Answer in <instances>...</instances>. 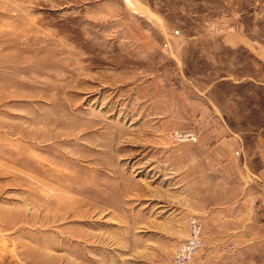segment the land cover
Wrapping results in <instances>:
<instances>
[{
    "label": "rangeland",
    "instance_id": "obj_1",
    "mask_svg": "<svg viewBox=\"0 0 264 264\" xmlns=\"http://www.w3.org/2000/svg\"><path fill=\"white\" fill-rule=\"evenodd\" d=\"M264 264V0H0V264Z\"/></svg>",
    "mask_w": 264,
    "mask_h": 264
},
{
    "label": "built area",
    "instance_id": "obj_2",
    "mask_svg": "<svg viewBox=\"0 0 264 264\" xmlns=\"http://www.w3.org/2000/svg\"><path fill=\"white\" fill-rule=\"evenodd\" d=\"M203 226L195 218L190 222V237L178 249L174 264H190L193 255L203 246Z\"/></svg>",
    "mask_w": 264,
    "mask_h": 264
}]
</instances>
